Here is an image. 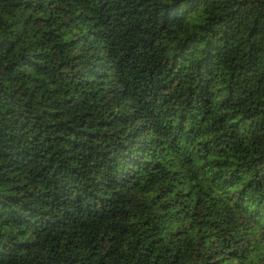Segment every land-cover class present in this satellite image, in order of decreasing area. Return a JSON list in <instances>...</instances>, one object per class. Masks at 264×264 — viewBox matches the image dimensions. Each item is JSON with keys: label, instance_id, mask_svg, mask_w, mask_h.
<instances>
[{"label": "trees", "instance_id": "trees-1", "mask_svg": "<svg viewBox=\"0 0 264 264\" xmlns=\"http://www.w3.org/2000/svg\"><path fill=\"white\" fill-rule=\"evenodd\" d=\"M0 264H264V0H0Z\"/></svg>", "mask_w": 264, "mask_h": 264}]
</instances>
